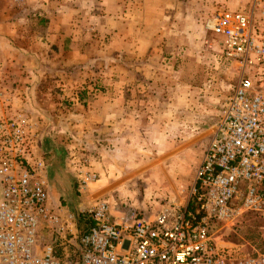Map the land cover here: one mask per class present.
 Here are the masks:
<instances>
[{
	"label": "rangeland",
	"instance_id": "rangeland-1",
	"mask_svg": "<svg viewBox=\"0 0 264 264\" xmlns=\"http://www.w3.org/2000/svg\"><path fill=\"white\" fill-rule=\"evenodd\" d=\"M91 2L93 19L103 25L107 19L103 0ZM249 3L250 0H111L109 28L90 30V38L98 42L96 52L89 60L64 68L69 75L64 78L65 84L68 81L70 85L64 89L59 81L63 88L60 90L59 85L51 83L55 78L39 79L36 86L43 87V100L39 96L43 107L19 105L20 101L13 97L21 95L23 99L25 94L21 89L17 93V81L7 82L0 77V118L22 113L36 124L50 208L59 214L84 216L86 209L103 200L110 214L120 211L127 217L152 215L169 202L195 208L192 188L196 168L220 105L236 81L206 22L217 10H246ZM25 4L26 0H0L2 18L9 11H20ZM71 5L76 8L74 3ZM105 42H111L110 52H105ZM39 47L33 45V52L41 53L43 49ZM0 56L1 69L9 65L13 68L3 62L4 52ZM24 85L29 92L30 84ZM37 95L29 93L34 101ZM73 95L77 98L74 105ZM108 96L121 100L128 111L134 109L136 124L91 123L87 103L100 107ZM80 168L95 173L96 178L80 184ZM262 223L257 214L247 212L234 226L223 227L212 237L218 248L232 256L255 254L264 250ZM77 226L80 231L86 227L79 221ZM40 234L41 241L49 240L47 231L41 230ZM56 249L76 263L72 243Z\"/></svg>",
	"mask_w": 264,
	"mask_h": 264
},
{
	"label": "built area",
	"instance_id": "built-area-1",
	"mask_svg": "<svg viewBox=\"0 0 264 264\" xmlns=\"http://www.w3.org/2000/svg\"><path fill=\"white\" fill-rule=\"evenodd\" d=\"M206 27L236 81L196 168L195 208L169 202L152 215L127 217L99 200L85 210L90 223L80 231L76 213L49 207L36 124L13 113L0 118V264H264V250L235 257L212 237L253 212L264 238V0L217 10ZM78 172L80 184L96 178ZM71 243L76 263L55 255Z\"/></svg>",
	"mask_w": 264,
	"mask_h": 264
},
{
	"label": "crops",
	"instance_id": "crops-1",
	"mask_svg": "<svg viewBox=\"0 0 264 264\" xmlns=\"http://www.w3.org/2000/svg\"><path fill=\"white\" fill-rule=\"evenodd\" d=\"M60 2L56 0L49 4L48 0H33V2L26 0V4L20 11L8 12V16L5 17L7 20L2 18L0 13V54L1 52L6 54L3 62L13 65V68L9 65L4 70L1 69L0 65V77L6 78L7 82L17 81V84L14 85L18 90L17 93L21 89L25 96L23 99L20 98L21 95L13 97V99H18L19 105L22 104L23 107H33L32 104H38L37 106L41 104L43 107V101L40 100V97L43 100V87L40 86L37 89L36 86L43 78H55L51 81L52 85L60 86V81L61 86L64 89L67 88L70 84L68 81L65 84L64 78L69 75L64 68L70 67L76 62L89 60L90 55L96 52L98 43L95 39L90 38L92 37L90 30L95 29V27L99 29L109 28L111 23L109 15L112 10L111 0H103V12L105 16L107 15L103 25L93 19L94 12L89 7V4H92L91 0H64L62 3ZM71 3H74L76 8ZM71 8H74V11H70ZM105 21H107V26ZM37 44L43 49L39 54L33 52L32 49V46ZM104 46L105 52L111 51V42H105ZM3 72L4 74H2ZM25 83L30 84L29 92V87L24 85ZM46 84H48L47 81ZM61 86L59 89L63 90ZM123 88L121 86V92H124ZM45 89L49 91L46 87ZM14 92L16 94V91H13V96ZM31 92L38 94L36 101L33 100V97L30 98L29 93ZM74 96L71 98L73 105L77 103V98ZM119 101L109 97L100 107L87 103L91 123L97 122L99 125L102 123L104 126L136 124L137 113L133 111L134 109L128 111L129 107L123 105L121 100ZM41 112L43 113V111Z\"/></svg>",
	"mask_w": 264,
	"mask_h": 264
},
{
	"label": "trees",
	"instance_id": "trees-1",
	"mask_svg": "<svg viewBox=\"0 0 264 264\" xmlns=\"http://www.w3.org/2000/svg\"><path fill=\"white\" fill-rule=\"evenodd\" d=\"M77 220L79 222H82L83 224H85V226H87L90 223L89 219L85 215L83 216V214H77ZM75 253H76V257H77V261H78L80 253L78 251L75 252ZM55 255H58V256L61 255V251L59 249L58 250L56 249L55 250Z\"/></svg>",
	"mask_w": 264,
	"mask_h": 264
}]
</instances>
